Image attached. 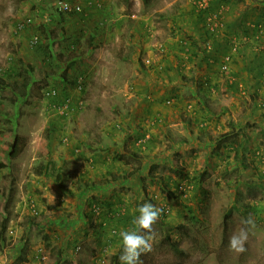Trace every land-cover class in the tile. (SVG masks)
<instances>
[{
	"label": "rangeland",
	"instance_id": "374dc122",
	"mask_svg": "<svg viewBox=\"0 0 264 264\" xmlns=\"http://www.w3.org/2000/svg\"><path fill=\"white\" fill-rule=\"evenodd\" d=\"M57 1L0 0V164L8 166L0 170V264L60 261L61 240L55 244L54 233L58 236L59 231L54 232L53 219H59L55 212L66 203L62 201L68 199L66 191L70 192L72 187V193L78 192L70 176L77 173L71 166L73 157L82 155L92 135L131 134L127 120L135 115L140 118L133 111V104L125 106L126 101L135 99H130L131 84L138 78L133 77L135 71H146V78L157 83L156 94L162 97L158 102L164 106L145 121L144 127L136 128L135 146L149 125L156 123L148 130L152 139L145 149L136 148L148 151L154 131L162 126V131L174 138L176 144L182 140L190 144L204 138L199 128L186 126L198 104L194 93L179 83L185 79L189 80L185 81L187 84H197L208 73V66L199 70L200 66L193 63L187 65L188 69L183 63L178 68H169L168 40L180 43L181 58L193 50L189 37L200 36L203 54L213 55L216 62L222 59L224 62L223 57L230 55L232 61L233 57L239 58L233 64V72H238L241 62L247 60L249 67L244 72L253 74L248 86H239L244 83L245 75H238L231 87L236 88L235 96L241 102L250 106L262 103L254 113L264 116L261 0H207L205 10L199 7L203 0H79L87 6L86 13L63 17L57 12ZM28 18H32V26L16 33L17 24ZM188 26H194L196 32ZM35 37L40 39L37 46L32 44ZM217 42L225 44L224 52L215 47ZM209 73L225 81L216 69ZM119 74L124 75L123 83ZM164 74L168 75L167 79L163 78ZM8 84L13 87L4 88ZM52 88L58 94L48 100L44 90ZM22 92H27V97H22ZM144 95L150 101L155 100V94ZM228 95L232 97L222 92L213 108L218 110L217 107L230 101ZM68 100L77 110L62 115L61 107ZM81 103L83 108L79 107ZM191 105L194 109H189ZM244 117L245 113L240 118ZM207 125L204 123L202 128ZM256 130L254 126L252 131ZM17 136L23 139L26 148L18 159L11 160ZM184 152L167 156L168 160L155 172L161 178L169 173L170 187L159 186L154 194H147L146 202L162 209L169 207L171 213H162L154 225L152 251L141 256L143 264H264V159L251 152L245 157L222 152L206 156L197 148ZM165 153L162 151L160 156H166ZM62 161L66 163L63 171L57 168ZM223 162L226 167L221 166ZM171 167L173 172L167 171ZM38 186L47 190L42 192ZM181 186H184L182 191ZM28 196L38 198L47 209V214L35 218L39 225L30 222L32 216L27 211L23 214L24 199ZM49 197L57 201L56 205L49 203ZM86 199L90 223L99 227L93 235L97 240L103 239L104 204L90 193ZM93 203L102 208L99 218L92 213ZM128 211V205L120 208L117 217L120 222H124ZM52 220L50 225L48 221ZM241 228L246 230L247 240L245 251L237 252L229 248V238ZM110 230L109 240H116L118 246L108 243L99 248L94 264H120L121 230ZM88 239L82 238V243L68 249L67 256H73L67 257L65 264H77L76 258L89 246ZM30 251H35L32 260L28 258Z\"/></svg>",
	"mask_w": 264,
	"mask_h": 264
},
{
	"label": "crops",
	"instance_id": "0c3cea01",
	"mask_svg": "<svg viewBox=\"0 0 264 264\" xmlns=\"http://www.w3.org/2000/svg\"><path fill=\"white\" fill-rule=\"evenodd\" d=\"M260 6L263 7L264 4H261ZM188 29L196 32L194 26H188ZM189 38H191L193 50L190 54H184L183 57L181 55V58L180 53L178 52L181 48L180 43H176L174 39L168 40L169 51L166 57V65L169 68H178L183 63L184 67H188L187 65L195 63L196 66H200L199 70L203 66H208V73H205L204 75L206 76L199 79V82L196 81L197 84H187L185 81L189 80L185 79H182L183 81L179 83V86L186 85V88L194 93V100L198 104L197 110L195 111L196 113L192 112L189 116L190 122H186V126H189V124L191 126H196L199 128L198 130H201L204 134V138L192 140L190 141V144L185 142L186 140H182L179 144H176L174 138L162 131V126L154 131L153 141L150 144L148 151L142 152L136 148L137 146L134 145V139L137 137L135 135L136 128L144 127L145 121L156 116V113L162 111L164 106L158 102L159 98L162 99V97H159L156 94L159 89H155L157 83L153 84L154 80L152 78H146V71H135L133 77L138 78L133 81L134 84H131L132 95L130 96V99H135L131 100V102L126 101L127 105L125 106L128 107V105L133 104L132 109L135 114L138 113L140 118L135 115L131 117L130 120H127V123H129L127 128L129 127L131 134H126L125 132L117 134L115 132V134L110 133L106 136L92 135V137L88 138V142L85 145L86 149L82 150V155L73 157L74 162L72 161L73 164L71 166L77 169L75 171L77 173L70 174V176H73L72 184L78 186V192L75 191L72 193L71 191L73 188H69L71 191H66L68 199H62V201L66 203H63L61 208H58V211L55 212L59 215V219L54 218V222L53 220L49 221L50 225L53 222L54 232L59 231L58 236L54 233V241L56 244V241L61 240V246L58 247V256L62 264H65L67 257L73 256L72 254L71 256H67L66 252L70 255L68 249L73 248L74 246L76 247L82 243L84 241L82 238L89 237L87 240V245L89 244V246L88 248L85 247L82 256L76 258L77 264H94V259H96L99 248H103V246L108 243L118 246L116 240H109V235L111 234L110 228H119V230L130 229L133 226V220L139 215L138 208L147 201V194H154L156 189L159 188V186L162 187V185L165 186L167 184V186L170 187L168 185V180L171 177L169 173L166 172L162 178L157 176L158 174L155 175V172L159 170V166L168 160L167 156H170L173 153L178 154L184 151H189V149L192 150L193 148H197L198 150H203L204 152L202 154H205L206 156H212L213 154L218 155L222 152L223 155L228 153V155L233 154L234 156H237L239 154L240 156L245 157L251 152L258 156L260 155L261 159H264V116L258 117V115L254 113L255 108H261L263 104H251L250 106V104L247 105L246 103L241 102L235 96L234 90H236V88L234 89L231 87L236 84V81L232 83L230 78H235L236 80V76L238 75H245L243 76L245 80L244 83L239 86H248V80L253 77V74L250 76L247 72H244V70L249 67L247 63L248 61L246 60L244 63L243 60L241 62L242 68L239 69L238 72H233L235 71V65H233L234 62H237V59L239 61V58L233 57L230 73H222L221 66L223 64V59L222 62L219 59V63L212 57L213 55L206 56L203 54L204 51L202 50V46L204 43L202 37L192 36ZM215 42L216 41H214V43ZM224 46L225 44L223 42H217L215 44V47H220L221 51H225ZM149 56H151L150 52ZM183 59L187 61V64H185L186 62L183 61ZM214 69L217 70L218 74L222 73V76L225 77V81L222 79H215L213 78V75H210L212 73H209V70ZM167 76L164 74L163 78L167 79ZM118 78L122 83L125 81L123 74H119ZM224 86H226V88H224ZM208 88L210 90L212 89V91L218 90V93L216 95L212 94L207 90ZM148 92L155 94L153 97L156 101H150L146 98L147 96L144 94H148ZM222 92H227L228 94H231L232 97L228 95L226 98H231L230 101H225L223 105L217 107L218 110H215L212 105H215L214 101L221 96ZM137 100L140 101V103L141 101L144 102V104H139ZM248 106H253L254 109H249ZM123 109V111L127 110L126 108ZM167 113L168 111H166V114ZM244 113L245 117L240 118ZM204 123H208L206 128H202L204 127ZM254 126L257 128L256 131H252ZM212 132L214 134H212ZM207 133H209V135ZM202 140H204L203 143ZM162 151L166 152V156H160ZM65 165V161L59 162L57 168L63 171L62 169L66 167ZM221 166L226 167V163L223 162ZM167 171L173 172L172 167ZM64 179H66V177ZM40 189L42 192L47 190L43 187ZM88 193L96 196V198L104 204L105 214H103L104 226L102 228L104 238L100 240H97L93 235L95 229L99 227H95L90 223L91 214H89L86 202ZM49 203L56 205L57 201L49 197ZM33 205L38 211L39 216H41V214L44 216V213L47 214L45 205H42L38 198H33L31 196L25 197L24 199L23 214L27 211L32 217H38L33 215ZM124 205L129 206L130 212L128 211L129 214L125 217V220L124 222L122 221V223L117 217L120 208ZM18 208H20V206ZM133 211H136V214H134ZM36 225L39 224L36 223ZM88 228L90 231L91 229L93 230L91 231L92 233H88ZM11 231H13V229ZM75 231L80 233L76 234L77 232ZM13 233H15V230L14 232H11V234ZM81 234H83V237H81ZM12 236L15 237V234ZM71 236H74L75 239H70ZM90 237L93 239L91 240ZM84 245H86V242H84ZM34 253L35 251H30V255L28 256L30 260H32ZM37 259H39V256H37ZM21 264L40 263H38V261H33L32 263L24 261Z\"/></svg>",
	"mask_w": 264,
	"mask_h": 264
},
{
	"label": "clouds",
	"instance_id": "9594fccd",
	"mask_svg": "<svg viewBox=\"0 0 264 264\" xmlns=\"http://www.w3.org/2000/svg\"><path fill=\"white\" fill-rule=\"evenodd\" d=\"M139 215L133 220L135 228L121 230L122 253L119 256L120 264H143L142 255L152 251L154 239V225L160 219L163 209L152 203H144L138 208ZM247 240L245 229H239L229 238V248L237 252L245 251L244 243Z\"/></svg>",
	"mask_w": 264,
	"mask_h": 264
},
{
	"label": "built area",
	"instance_id": "2783aa9c",
	"mask_svg": "<svg viewBox=\"0 0 264 264\" xmlns=\"http://www.w3.org/2000/svg\"><path fill=\"white\" fill-rule=\"evenodd\" d=\"M199 7L201 10H205L208 7V2L207 0H203L199 2ZM56 8H57V12L61 15H81V14H85L86 10L88 9L87 6L83 5L82 3H80L79 0H58L57 4H56ZM33 24V20L32 18H28L22 22H19L16 26V33H22L24 32L27 28L31 27ZM260 32L262 34H264V25H261L259 27ZM40 43V39L39 37H35L32 41L33 46H37ZM236 51V49H235ZM231 61H232V56H226L224 58V62L221 66V71L222 73L225 74H229L230 73V69H231ZM148 64H151V61H148ZM231 82L234 83L236 80L235 78H230ZM80 90H82V86L79 87ZM58 94V90L55 88L52 89H46L44 90V97L48 100L50 99H55L56 96ZM83 103H81V108H83ZM189 109H194V106H190ZM75 110H77V107L72 103L71 100H68L67 102H65L63 104V106L61 107V114L62 115H67L71 112H74ZM156 122V121H155ZM156 123H154V125H149L150 127H148L147 130H145L144 134L142 135V137L137 141V146L141 147L143 149H145L146 144L150 142V140L152 139V135L151 132L148 131L149 129H151V126H155ZM68 138H66L64 140V142H68ZM184 190V186L180 187V191ZM92 213L94 215L95 218H99L101 216L102 213V208L101 206H99L96 203L92 204ZM32 212L34 216H39L38 211L36 210L35 206H32ZM163 213H165V215H169L171 213V209L169 207L163 206ZM43 259H46L45 257Z\"/></svg>",
	"mask_w": 264,
	"mask_h": 264
},
{
	"label": "trees",
	"instance_id": "16d2710c",
	"mask_svg": "<svg viewBox=\"0 0 264 264\" xmlns=\"http://www.w3.org/2000/svg\"><path fill=\"white\" fill-rule=\"evenodd\" d=\"M251 1H254L255 2V0H251ZM260 1V0H259ZM263 3H264V0H261V2L259 3L260 5L262 4L263 5ZM254 6H256V5H254ZM81 15H84V14H81ZM62 17L63 16H65V15H61ZM13 86H11V85H6L4 88H12ZM3 91H5V89L3 90ZM22 97H27V92H22ZM25 148H26V144H24L23 143V139L21 138V137H16V140H15V143L13 144V146H12V152H11V155H10V159L11 160H16V159H18L22 154H23V152H24V150H25ZM8 166L6 165V164H4V163H1L0 164V170L1 169H4V168H7ZM30 220V222L32 223V224H34V225H36V222H35V218L34 217H32V218H30L29 219ZM49 222V221H48ZM49 224H50V222H49ZM48 225V224H47ZM57 264H62V262H61V260L60 261H58L57 262Z\"/></svg>",
	"mask_w": 264,
	"mask_h": 264
}]
</instances>
